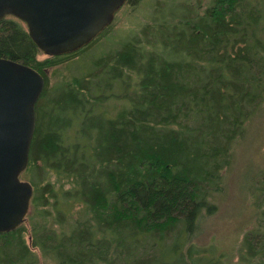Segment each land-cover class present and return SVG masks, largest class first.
I'll return each mask as SVG.
<instances>
[{
  "label": "trees",
  "instance_id": "obj_1",
  "mask_svg": "<svg viewBox=\"0 0 264 264\" xmlns=\"http://www.w3.org/2000/svg\"><path fill=\"white\" fill-rule=\"evenodd\" d=\"M172 1L174 9L150 12L138 34L112 37L117 45L94 62L96 77L124 92L117 116L92 121L112 96L91 73L44 89L25 170L32 228L0 234V264H37V252L56 264H158L159 253L175 258L176 240L187 236L188 245L217 212L233 149L264 106V0ZM109 31L72 55L49 57L24 23L6 16L0 58L44 75ZM68 117L78 138L95 142L68 143ZM256 184L264 201V172ZM191 252V264H222L213 250ZM240 255V264H264V222L245 233Z\"/></svg>",
  "mask_w": 264,
  "mask_h": 264
},
{
  "label": "water",
  "instance_id": "obj_2",
  "mask_svg": "<svg viewBox=\"0 0 264 264\" xmlns=\"http://www.w3.org/2000/svg\"><path fill=\"white\" fill-rule=\"evenodd\" d=\"M127 0H0V20L13 16L49 57L73 54L106 30ZM45 86L34 68L0 58V234L27 223L34 187L20 179L36 130Z\"/></svg>",
  "mask_w": 264,
  "mask_h": 264
},
{
  "label": "rangeland",
  "instance_id": "obj_3",
  "mask_svg": "<svg viewBox=\"0 0 264 264\" xmlns=\"http://www.w3.org/2000/svg\"><path fill=\"white\" fill-rule=\"evenodd\" d=\"M176 5L177 3L172 0H131L129 4L122 7L116 14L115 20L111 25L112 32L109 31L106 36H103L94 45L86 49L84 54L79 53L62 59H55V62H53L55 64L46 67L47 89L50 91L61 84L74 83L75 76L91 73L95 75V78H93L97 81V84L102 86L103 92H106L107 96H112L110 100L106 101V112L100 114L99 108L96 107L97 110H94L96 113L92 121L97 124L98 120L104 122L111 117L117 116V107L120 103L118 105L114 103H118L120 100L119 95H123L124 92L117 90L116 83L111 85L112 81L108 83L98 79L96 75H98L100 67H95L94 62L99 61L103 53L110 49L109 45H117L119 41L117 38L111 41V38L116 34H118L117 36H120V34L126 36L128 39L129 32L134 31L138 34V29L141 25L149 24L150 12L157 14L161 8L166 12L174 9ZM109 35L111 36L108 38ZM38 59L46 60L47 57L40 54ZM126 84L124 87L128 85ZM126 92L128 91L125 90ZM52 93L50 92V94ZM121 99L124 107H126L125 98ZM96 114L100 115L97 116ZM68 119L71 122L64 129L68 135L65 136L68 143H73L75 137L83 147H89L87 146L88 144L95 142L96 136L89 141L78 138V134H76V131H79L77 120L72 117H68ZM263 172L264 106L253 119L245 138L236 143L233 149L231 162L224 173L223 190L216 199L218 204L217 212L212 216L204 217L200 221L196 232H194L195 234L193 233L192 241H189L188 245L187 236L186 244H183L182 239L176 240V246L178 247L176 249L180 251V254L175 258L172 253V256H169V251L165 252V254L159 253L156 257L158 264H163L166 259L172 258L174 264H191V250L196 251L197 247L213 250L215 258H220L222 264H240V253L245 233L254 228L255 225L258 226L259 221L264 222L261 220V213H264V201L261 198L259 199V196L254 195L257 187L256 182L260 180ZM28 175L24 171L20 179L31 183L32 180H30ZM31 179L37 180L36 177ZM25 225L29 232L32 228L31 222L27 220ZM182 244L184 245L183 247ZM37 255L39 258L37 264H56L53 260L44 258L39 252H37Z\"/></svg>",
  "mask_w": 264,
  "mask_h": 264
},
{
  "label": "flooded vegetation",
  "instance_id": "obj_4",
  "mask_svg": "<svg viewBox=\"0 0 264 264\" xmlns=\"http://www.w3.org/2000/svg\"><path fill=\"white\" fill-rule=\"evenodd\" d=\"M127 4H129V0H127V2L124 4V6L127 5ZM124 6H123V7H124ZM121 9H122V8H121ZM115 17H116V16H115ZM114 20H115V19H114ZM114 20H113V22H114ZM113 22L111 23V25L113 24ZM111 25H110L109 27H111ZM109 27H108V28H109ZM108 28H107V29H108ZM104 31H105V30H104ZM98 37H99V36H98ZM98 37H97V38H98ZM97 38H96V39H97ZM89 45H90V44H89ZM86 47H87V46H86ZM86 47H84V48H86ZM79 51H80V50H79ZM77 52H78V51H77ZM75 53H76V52H75ZM73 54H74V53H73ZM69 55H72V54H69ZM64 56H65V55H64ZM56 57H57V56H56ZM58 57H59V56H58ZM46 70H47V69H44V75H43V77H44V79H45V86H44V89L47 88V83H46V82H47V81H46ZM41 74H42V73H41ZM44 89H43V92H44ZM43 92H42V93H43ZM41 96H42V94H41ZM40 98H41V97H40Z\"/></svg>",
  "mask_w": 264,
  "mask_h": 264
}]
</instances>
